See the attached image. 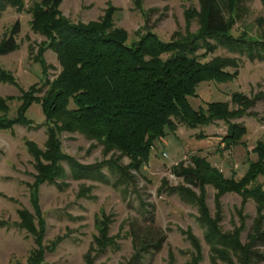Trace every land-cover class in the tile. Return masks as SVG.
I'll list each match as a JSON object with an SVG mask.
<instances>
[{"label": "trees", "instance_id": "trees-1", "mask_svg": "<svg viewBox=\"0 0 264 264\" xmlns=\"http://www.w3.org/2000/svg\"><path fill=\"white\" fill-rule=\"evenodd\" d=\"M133 1L137 5L141 2ZM246 1L199 0V8L185 10L186 33L175 31L171 39L163 40L149 28L132 43H128V30L115 24L113 14L118 8L111 2L107 3L102 16L87 22L72 21L64 16L60 9L62 0H41L29 8L32 28L46 36L36 59L46 71L49 65L43 52L50 47L56 52L61 69L53 79H46L43 86L33 83L22 89L18 96L21 102L14 115L9 114V100L14 96L0 95V129H13L16 124L33 125L27 111L35 101L41 104L45 115V146H39L33 139L25 141L36 170L34 181L30 183L33 210L18 209V225L25 228L35 242L27 264H44L46 249H52L56 244L48 246L43 241L47 221L40 204L39 189L43 183L60 185L68 176L65 163L74 177L110 181L102 170L108 165L115 176V185L135 187L138 178L132 170L139 173L149 161L155 141L162 139L168 131H176L181 123L197 127L221 119L227 123L226 133L222 136L224 147L245 143L243 137L247 126L233 118L258 114L250 108L258 100H264V90L253 96L233 92L234 107L227 100H211L206 106L196 108L190 97L198 94L203 81L226 82L237 77L239 57L218 54L210 59L204 58L218 47L246 55L250 60H264V29L258 34L250 29L238 34L232 31L247 12ZM8 5L23 10L25 0H0V17ZM193 19L198 21L196 31L189 28ZM259 21L262 26L264 15ZM19 29V21H16L10 33L0 41V54L18 48ZM0 80L16 82L14 75L1 65ZM63 131L81 132L102 143L105 154L112 150L120 154L94 163H81L63 149L60 135ZM204 135L202 132L197 134L199 137ZM252 151L256 158L249 159L245 173L239 178L226 176L206 156L193 154L191 163L181 161L172 166V171L184 182L170 185L164 178L159 188L160 194L178 193L197 205L199 214L196 219L209 245L210 264L234 263V256L242 264H259L264 260V251L260 249L264 246V183L259 180L264 174V138L256 142ZM123 155L130 158L128 163L120 161ZM207 185L215 188V215L211 214L207 203ZM230 191L242 196V205L237 208L242 224L234 230L224 231L219 224L222 219L221 198ZM249 199L257 203L258 214L249 228L247 241L242 242L244 208ZM142 201L145 213L149 212V218L154 222V205ZM112 222V213L102 210L96 215L97 232L85 254L87 264H96V254L116 244V236L109 234ZM0 223L5 221L0 220ZM185 232L192 246L191 264H199L203 258L201 240L191 229ZM128 233L135 247L128 264H140L147 254L158 252L166 239L163 231H154L151 225L136 224L135 221L131 222ZM92 251H95L94 256H91ZM170 257L174 260L172 253Z\"/></svg>", "mask_w": 264, "mask_h": 264}, {"label": "rangeland", "instance_id": "rangeland-1", "mask_svg": "<svg viewBox=\"0 0 264 264\" xmlns=\"http://www.w3.org/2000/svg\"><path fill=\"white\" fill-rule=\"evenodd\" d=\"M37 1L41 0H25L23 10L8 5L0 17V41L10 33L16 21L20 24L18 48L0 54L1 67L11 72L16 80L14 83L0 80V95L14 96L9 100L10 115L16 113L22 89H27L33 83L43 86L46 79H53L61 69L57 54L50 47L43 52L45 62L49 65L46 71L36 59L39 46L46 39L31 25L32 14L29 8ZM108 2L118 8L113 14L114 21L116 25L128 30V43L138 40L149 28L163 40L171 39L175 31L178 34L186 33L185 10L189 7L199 8L200 5L199 0H141L139 5L133 0H62L60 9L72 21L87 22L102 16ZM245 4L247 12L236 22L232 31L238 34L244 29H250L252 33L258 34L264 29V24L261 26L259 21V17L264 15V4L262 0H247ZM189 28L196 31L197 19L191 21ZM218 54L239 57L238 75L226 82L203 81L198 87V94L190 97L196 108L206 106L211 100H227L234 107L236 104L231 99L233 92L241 91L253 96L264 90V60H250L246 55L231 52L222 46L204 58L210 59ZM250 109L258 114L233 118L247 126L243 137L245 143L230 148H225L222 142L227 123L221 119L197 127L181 123L176 131H168L162 139L155 141L150 159L140 172L132 170L138 178L135 187L115 185V176L108 165H104L102 170L110 181L74 177L69 165L65 163L68 176L62 183H43L39 189L40 204L47 221L43 241L48 246L56 243L52 249H46L44 264H87L85 254L97 232L95 217L102 210L113 214L109 234L115 235L117 242L96 254V264H128L135 251L132 236L128 233L132 221L151 225L154 231L161 230L166 235L163 247L152 255L147 254L140 264H191L192 246L185 232L189 229L201 240L203 258L199 264H210L209 245L196 219L199 214L197 205L186 201L178 193L160 194L159 188L164 178L170 185L183 183V178L172 171V166L181 161L184 164L191 163L193 154L206 156L226 176L241 177L248 167L249 159L256 158L252 148L259 139L264 138V100H258ZM27 115L33 125L16 124L13 129H0V220L5 221L0 223V264H27L35 246L31 234L18 225V209L26 207L33 210L30 183L34 181L36 170L25 141L33 139L44 147L47 131L45 115L39 102L31 104ZM199 132L205 135L199 137ZM60 135L63 149L84 164L120 154L115 150L105 154L102 143L78 131H63ZM120 161L128 163L130 158L123 155ZM259 180L264 183V174L259 176ZM194 189L199 192L198 187ZM214 194L215 188L207 185V203L212 215H215L217 209ZM142 199L154 205V222L149 218L150 213H145ZM221 201L222 219L219 224L224 231L234 230L242 224V218L237 212V208L242 205V196L230 191L222 196ZM244 214L242 242L247 241L249 228L258 214L257 203L253 199L246 202ZM262 222L264 227V219ZM260 249L264 251V246ZM171 253L174 260H171ZM94 255L95 251H92L91 256ZM221 264L242 263L234 256V263L221 261ZM259 264H264V260Z\"/></svg>", "mask_w": 264, "mask_h": 264}]
</instances>
